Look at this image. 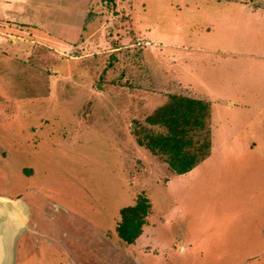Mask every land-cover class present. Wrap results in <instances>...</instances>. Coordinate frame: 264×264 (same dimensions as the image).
<instances>
[{"label": "rangeland", "instance_id": "1", "mask_svg": "<svg viewBox=\"0 0 264 264\" xmlns=\"http://www.w3.org/2000/svg\"><path fill=\"white\" fill-rule=\"evenodd\" d=\"M63 4L42 37L0 25V194L28 197L18 241L49 242L21 264H264V0ZM143 69L212 97L209 148L186 173L137 142L170 100L129 87ZM141 193L150 212L127 244L120 208Z\"/></svg>", "mask_w": 264, "mask_h": 264}, {"label": "trees", "instance_id": "2", "mask_svg": "<svg viewBox=\"0 0 264 264\" xmlns=\"http://www.w3.org/2000/svg\"><path fill=\"white\" fill-rule=\"evenodd\" d=\"M154 69L146 72L143 69L134 75L129 87L164 92L170 100L145 117L146 122L154 127L135 131L136 139L165 160L172 174L186 173L204 158L209 148L210 135L206 133L205 119L209 116L210 99L178 79H165ZM150 207V199L141 193L134 203L120 208L116 231L122 241H136L147 221Z\"/></svg>", "mask_w": 264, "mask_h": 264}, {"label": "crops", "instance_id": "3", "mask_svg": "<svg viewBox=\"0 0 264 264\" xmlns=\"http://www.w3.org/2000/svg\"><path fill=\"white\" fill-rule=\"evenodd\" d=\"M48 2H49V0H0V25L7 26L8 29H11L15 32H17V30H18V32H19L18 35L16 33L11 34L8 32V33H5L4 36H9L10 40H14L15 37H19L20 39L23 38L24 40H28L27 37L23 36V35H25L26 32H28L29 34H30V32H32L31 33L32 35H37L38 37H42L44 35H47L46 33H48V32H46L47 30H46V26L44 24V20L45 19H51L53 21L54 20L56 21L57 12L60 13V11H62V9H64V8L67 9L66 5L63 4V0H56L53 3L56 8L53 10L54 12H50V9H47L48 8L47 7ZM45 10H47V12H44ZM82 11H83V8H82ZM60 23L62 24L63 22H60ZM21 28H22V30H21ZM21 32H24V33H21ZM50 36H52V34H50ZM145 44H147V41H145ZM145 48L146 47H144V49ZM171 78L172 79H178L185 86H188L190 89H192L196 93L205 94L209 97L210 101L212 100V97L209 94L194 90L193 87L184 83L180 78H178V77H171ZM135 90H141V89L135 88ZM142 90L144 91V89H142ZM145 91H147V93L150 92L148 90H145ZM152 92L159 94V92H155V91H152ZM160 94H162V93H160ZM149 96L151 97L152 95H149ZM210 109H211V106H210ZM207 121H209V119H207ZM174 174H176V173H174ZM168 175L171 176L173 174L168 173ZM0 196L1 197L2 196L7 197L10 200H13L15 202L23 200L25 204L29 203L25 199V198L28 199V197H25L24 195L22 197H19V196H9V195L0 194ZM32 197H34V199L36 198L35 202H37V200H40L38 190L35 187L31 188L29 191V198L31 199ZM28 215L24 216V218L22 219L23 227L26 226L27 220L30 219V217ZM67 216L70 217L71 215L67 214ZM262 225H264V224H262ZM262 231H264V226H262ZM25 240L27 241L28 239L26 238ZM31 240L34 242H32V241H28V242L30 243L29 244V248H31L30 251H32L33 253L29 251L30 254H27V251H26V254L31 255V256H34L36 254L37 250L40 248V245L43 242L49 243L44 238H37L35 236H34V238L32 237ZM50 240L52 242L53 238H51ZM137 241L138 240L136 239L135 242H137ZM17 242H19V243H16V248H15V264H21L22 259H23L24 254H25L24 250H25L26 245H24V246L21 245L20 241H18V240H17ZM134 243H127V244L133 245ZM263 252L264 251H261L260 254ZM35 261L36 260H34L33 262L35 263Z\"/></svg>", "mask_w": 264, "mask_h": 264}, {"label": "water", "instance_id": "4", "mask_svg": "<svg viewBox=\"0 0 264 264\" xmlns=\"http://www.w3.org/2000/svg\"><path fill=\"white\" fill-rule=\"evenodd\" d=\"M0 200V264H15L16 243L24 228L22 219L28 215V205L4 196Z\"/></svg>", "mask_w": 264, "mask_h": 264}, {"label": "flooded vegetation", "instance_id": "5", "mask_svg": "<svg viewBox=\"0 0 264 264\" xmlns=\"http://www.w3.org/2000/svg\"><path fill=\"white\" fill-rule=\"evenodd\" d=\"M28 221H29V220H27L26 226L29 224ZM36 225H37V223L35 224V226H36ZM33 229L35 230V233H36V228L34 227ZM31 235H32V237L34 238L33 234H31ZM29 238H30V237H29ZM23 239H24V238H22V240L20 241V244L23 245V246H24V245H27V242H28V241L25 240L26 238H25L24 240H23ZM22 243H23V244H22ZM28 244H30V243H28ZM24 251H25V254H26V248H25ZM25 254H24V255H25Z\"/></svg>", "mask_w": 264, "mask_h": 264}]
</instances>
